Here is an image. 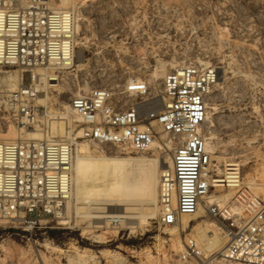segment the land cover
I'll return each instance as SVG.
<instances>
[{
	"label": "rangeland",
	"instance_id": "374dc122",
	"mask_svg": "<svg viewBox=\"0 0 264 264\" xmlns=\"http://www.w3.org/2000/svg\"><path fill=\"white\" fill-rule=\"evenodd\" d=\"M44 5L75 9V63L60 73L56 86L46 85L44 103L38 101L41 94L33 100L46 105L48 115L28 127L18 124L21 113L12 95L30 84V72L17 66L0 67V141L34 139L26 130L36 128L44 141L50 135L76 138L97 154L172 156L173 146L159 125L160 147L154 150L111 148L104 152L97 143L80 138L83 123L73 107L70 137L62 136L65 123L57 113L66 110V102L74 95L130 79L146 80L158 93L161 107L165 75L177 64H202L216 76L205 124L212 151L210 173L223 178L226 165L238 162L243 188L264 202V0H48ZM160 185L156 217L136 219L134 228L121 220L96 222L88 212L139 211L136 206L76 205L72 197L67 212L70 221L65 225L54 222L52 227L27 233L0 219V264H189L181 256L185 236L196 238L205 253L217 250L208 243L210 236L200 222L220 226L207 207H235L232 200L237 190L212 185L201 200L202 216L189 218L183 228L182 219L178 225L161 222ZM77 206L81 207L78 212ZM151 211L149 205L143 209ZM236 211L241 213L239 208ZM221 236L226 242L223 231ZM179 240L182 249L176 247Z\"/></svg>",
	"mask_w": 264,
	"mask_h": 264
},
{
	"label": "built area",
	"instance_id": "2783aa9c",
	"mask_svg": "<svg viewBox=\"0 0 264 264\" xmlns=\"http://www.w3.org/2000/svg\"><path fill=\"white\" fill-rule=\"evenodd\" d=\"M23 1L0 0V67L30 72V84L12 95L21 113L18 124L28 127L48 115L47 106L33 100L74 66L77 14L74 8L50 10L41 0H26L22 5ZM215 77V71L202 64L169 71L161 107L158 93L143 79L92 87L70 99L83 123L80 138L97 143L104 152L150 150L159 139L157 125L167 134L173 148L172 165L161 175L164 225H178L184 215H194L211 186L218 184L215 180L220 177L210 173L212 151L205 133ZM75 153L76 138L0 141V219L27 233L52 227L54 222L67 224ZM227 175L233 176L232 181L221 186L237 190L232 204L241 213L231 211L229 204L210 205L208 213L217 218L226 245L205 253L196 238L185 236L181 256L189 264H264V202L243 188L238 162L226 165Z\"/></svg>",
	"mask_w": 264,
	"mask_h": 264
},
{
	"label": "bare ground",
	"instance_id": "6f19581e",
	"mask_svg": "<svg viewBox=\"0 0 264 264\" xmlns=\"http://www.w3.org/2000/svg\"><path fill=\"white\" fill-rule=\"evenodd\" d=\"M43 4H47L48 0H41ZM73 2V0H71ZM50 10H59L66 7H47ZM184 66L177 64L176 67ZM21 75V74H20ZM19 75V76H20ZM10 76L14 77V74ZM16 78V77H15ZM52 79H56L53 77ZM58 83L56 80L50 82V86H56ZM21 89V87L19 88ZM18 89V90H19ZM16 90V91H18ZM15 92V91H14ZM48 99L46 94H41L38 101L45 102ZM164 100V98H163ZM161 102V101H160ZM147 104V103H146ZM66 110L64 112H58L59 118L62 119L64 126L63 135L64 137L71 136V122L74 121V117L70 113L72 105L70 102H66ZM145 105V104H143ZM80 117V116H79ZM78 118V117H77ZM208 116H206V119ZM31 119V118H30ZM31 138L37 139L42 138L39 136V132L35 129L26 130ZM82 136V128L78 132ZM60 135V137H61ZM56 135H52V137ZM46 138L45 141H60L64 140L62 138ZM73 139V138H69ZM43 140V138H42ZM171 143V142H170ZM76 142V148H77ZM173 146V144H172ZM160 147L157 139L154 140L150 150ZM209 147V145H208ZM78 154L75 153L74 162V189L72 192V198L75 199L76 205L81 202L87 204L96 203L101 205H117V206H136L139 211H129V210H96L89 211L88 214L92 217L97 218L96 222H102L103 218H107L112 221H127L131 227H136V219L141 218H155L157 215V205L159 202V185H160V175L159 170L164 171L165 169L171 167L172 156L167 154L164 158H158L157 156H117L105 153H94L92 149L89 148L87 143L78 144ZM228 165V164H227ZM229 174V173H227ZM233 176L227 175L226 178L216 179L218 183L217 186H221L222 182H231ZM207 197V196H206ZM71 200V198H70ZM69 200V201H70ZM151 206L152 211L150 213L143 212L145 206ZM200 206L194 215H184L182 219L183 228L189 225V218L201 217ZM78 209L81 207L77 206ZM95 208H97L95 206ZM100 208V206H99ZM135 208V207H134ZM132 209V208H130ZM238 207H232L231 211L238 213L236 211ZM208 211V207H207ZM104 222V221H103ZM200 227H204L209 236L210 240L208 243L216 247V251H220L226 245V242L221 236L223 229L216 223L202 224L200 222ZM136 224V226H135ZM202 231V229H200ZM184 245V244H183ZM176 247L182 249V244L180 240ZM184 247V246H183Z\"/></svg>",
	"mask_w": 264,
	"mask_h": 264
}]
</instances>
